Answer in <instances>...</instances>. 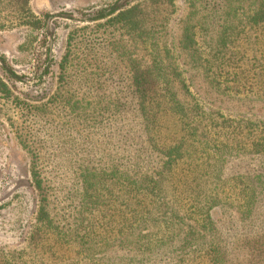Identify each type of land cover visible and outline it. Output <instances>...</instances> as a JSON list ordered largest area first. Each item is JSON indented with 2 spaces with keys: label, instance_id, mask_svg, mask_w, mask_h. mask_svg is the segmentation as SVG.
Segmentation results:
<instances>
[{
  "label": "trees",
  "instance_id": "trees-1",
  "mask_svg": "<svg viewBox=\"0 0 264 264\" xmlns=\"http://www.w3.org/2000/svg\"><path fill=\"white\" fill-rule=\"evenodd\" d=\"M11 1L5 0L6 8L11 9ZM25 1L16 3L19 15L27 14ZM130 1L104 17L114 33L108 39V59L124 67L127 85H120L124 81L110 66L94 70L93 51L68 53L59 65V79L70 90L59 91L54 102L67 106L75 127L90 132L91 147L75 148L79 159L73 166V191L58 201L65 209L53 205L32 159L38 228L31 244L51 241L66 247L71 264H264V132L215 144L211 128L216 124L201 125L198 91L190 92L184 75L200 77L221 94L230 91L228 83L219 81L223 66L234 61L230 54L236 43L264 27V0L209 5L222 12L223 24L206 54L197 30L206 36L213 15L205 13L201 0L192 3L172 52L154 15L175 0ZM47 58L50 66V49ZM186 62L191 72L181 69ZM2 70L9 80H20L9 67ZM0 93L9 94L1 79ZM165 111L180 125L173 144L160 140L159 114ZM82 130L74 132L81 136ZM101 133L105 141L97 156L93 146ZM233 160L253 165L235 170ZM189 175L195 176L187 179ZM179 186L188 189V197L178 196ZM229 192L236 199L224 196Z\"/></svg>",
  "mask_w": 264,
  "mask_h": 264
},
{
  "label": "rangeland",
  "instance_id": "rangeland-1",
  "mask_svg": "<svg viewBox=\"0 0 264 264\" xmlns=\"http://www.w3.org/2000/svg\"><path fill=\"white\" fill-rule=\"evenodd\" d=\"M125 1L26 0L27 14L19 15V4L16 3L20 0H12L11 9L6 8L5 0H0V79L9 90L7 96L0 93V264L72 262V255L66 247L57 248L51 241H47L49 245L46 242L37 246L31 244L38 225L35 221L37 193L30 183L29 167L34 158L50 189L53 205L65 209L66 204L58 205V201L73 191V166L79 159L75 148L79 145L90 148L91 135L85 128L75 127L70 122L67 106L54 102L59 91L70 90L59 79V65L68 53L71 56L72 52L93 51L96 60V63L92 62L93 69L110 66L111 70L116 71V76L124 81L120 85H127L124 67L108 59V39H113L114 33L105 25L107 19L104 17L107 15L101 16L118 2L122 7ZM130 2L134 4L136 0ZM194 2L175 0L173 6L163 4L154 15L159 20V30L164 33L163 39L171 52L177 46L182 22ZM214 2L217 0H201L200 3L207 15H213L212 20L209 19L210 30L206 36L197 30V42L204 54L213 47L211 40L216 36L219 25L223 24L220 20L222 12L216 13V9L208 7ZM5 8L6 11H3ZM263 31L264 27L233 47L230 55H234L235 59L223 66L225 73L219 80L220 83H228L230 91L221 94L208 89L200 77L184 74L190 92L198 91V114L203 115L204 119L201 125L216 124L215 130L211 128L212 139L217 140L215 144L227 143L225 138L228 137L241 140L249 133L259 135L264 132ZM49 49L52 56L50 66V62L47 64ZM47 66L48 74L45 72ZM180 66L183 71L191 72L188 62ZM4 67L12 69L20 80H9L3 74ZM41 109H48L47 115H41ZM159 115H163L160 140L173 144L175 138L180 136H175L180 129L178 120L170 112ZM219 125L221 127L217 129ZM222 126L225 127L223 130ZM79 129H83L81 136L74 132ZM97 136V145L93 147L97 150L96 155L99 152L100 156L102 149L99 146H103L104 133ZM247 164L252 167L253 162L239 163L233 160L230 166L236 170ZM194 176L189 175L187 179ZM188 187L193 188L194 184L188 182ZM175 190L178 196L188 197V189L179 186ZM224 196L236 199L230 192ZM222 223L228 225V219L223 218Z\"/></svg>",
  "mask_w": 264,
  "mask_h": 264
},
{
  "label": "water",
  "instance_id": "water-1",
  "mask_svg": "<svg viewBox=\"0 0 264 264\" xmlns=\"http://www.w3.org/2000/svg\"><path fill=\"white\" fill-rule=\"evenodd\" d=\"M120 2L116 3L115 5H113V7L111 9H109L108 11H106L105 13H103L101 16H105L108 15L111 10H113L114 8H116V6H119ZM47 19H50V17H48Z\"/></svg>",
  "mask_w": 264,
  "mask_h": 264
}]
</instances>
